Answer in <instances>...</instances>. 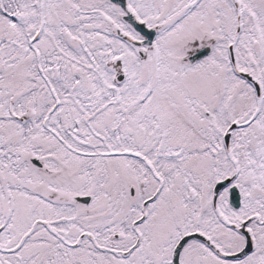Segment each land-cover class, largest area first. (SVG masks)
<instances>
[{"label": "snow or ice", "instance_id": "6c2138e0", "mask_svg": "<svg viewBox=\"0 0 264 264\" xmlns=\"http://www.w3.org/2000/svg\"><path fill=\"white\" fill-rule=\"evenodd\" d=\"M0 264H264V0H0Z\"/></svg>", "mask_w": 264, "mask_h": 264}]
</instances>
